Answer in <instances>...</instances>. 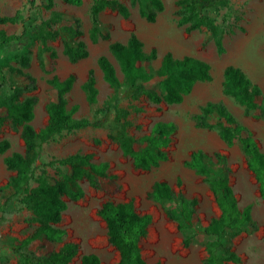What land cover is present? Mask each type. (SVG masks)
Returning a JSON list of instances; mask_svg holds the SVG:
<instances>
[{
	"label": "trees",
	"instance_id": "trees-1",
	"mask_svg": "<svg viewBox=\"0 0 264 264\" xmlns=\"http://www.w3.org/2000/svg\"><path fill=\"white\" fill-rule=\"evenodd\" d=\"M30 8L51 9L53 0H27ZM71 5H81L83 0H62ZM137 3L139 14L148 22H154L157 13L163 10L161 0H132ZM180 18L177 23L185 25L191 32L206 28L214 38L218 51H222L221 25L210 13L212 10L229 8L230 0H178ZM116 11L128 18L129 8L120 0H92L90 8L91 29L89 40H109L110 33L102 25L100 14L103 10ZM61 14L55 10L48 18L37 21L21 9L11 15H0V128L9 122L15 129L20 128L24 142L23 152H13L3 158L6 169L12 173L4 185L0 186V224L10 213L13 203H19L38 225L27 237H6L10 250L18 256V264H69L78 252L75 242L67 241L57 250L40 256L30 249V245L44 239L49 242L62 241L65 231L56 225L61 222L67 208L65 198L77 200L83 197L80 181L86 179L90 186L98 188L100 178H108L107 164L92 162L90 154L74 153L63 158L45 160L42 150L45 144L64 133L86 128H107L108 136L115 141L122 153L129 156L137 168L148 170L168 159L167 147L171 135L176 131L173 122H158L151 132L135 140L128 132L129 110L123 101H133L144 97L151 103L178 104L189 94L198 82L210 81L211 67L208 62L191 56L174 57L165 52L157 67L152 63L157 59L153 47L143 48V42L131 32L125 42L111 41L109 50L118 63L121 78L113 63L106 57L98 58V67L103 80L112 89L100 106H97L98 89L93 70H89L81 88L88 104L93 107V117L76 118L77 106L68 108L67 94L76 80L74 73L61 79L54 71L56 51L48 41L60 39L62 52L71 63L88 56L86 43L81 39L79 21L59 27ZM18 25V33H8L2 26ZM57 25V27H56ZM26 42L22 52L13 51L2 55L1 50L11 45ZM38 43V58L43 65L46 56L50 60L51 76L47 83L56 91V98L46 105L48 120L45 126L35 129L31 121L37 103L35 77L29 72L30 52ZM222 92L231 97L245 111L260 110L264 118V95L257 83L238 66L229 64L223 69ZM157 80L154 86L147 83ZM261 100L258 105L257 101ZM217 122H212V116ZM197 127L216 129L226 145L237 142L247 166L254 174L260 196L264 199V155L255 143L252 132L240 124L222 102H207L199 113L192 116ZM10 147L7 139H0V154ZM184 165L201 176L212 192L220 210L218 217L212 218L206 226L194 222L197 206L196 198H188L182 192H175L165 180L155 181L147 198L160 205L166 216L175 222L182 244L189 247L198 236L203 238L205 257L203 264L239 263V256L233 251L231 241L247 228H255L250 206L239 208L233 189L229 183L230 168L220 152L208 153L197 149L191 152ZM98 215L106 225L108 242L119 253L117 264H147L142 256L140 243L147 235L151 224L148 214L137 212L132 201H105ZM81 264H102L95 253L84 254ZM151 264H162L155 261ZM186 264V263H184Z\"/></svg>",
	"mask_w": 264,
	"mask_h": 264
},
{
	"label": "rangeland",
	"instance_id": "rangeland-1",
	"mask_svg": "<svg viewBox=\"0 0 264 264\" xmlns=\"http://www.w3.org/2000/svg\"><path fill=\"white\" fill-rule=\"evenodd\" d=\"M120 1L129 8V17L123 18L110 9L103 10L100 20L108 29L110 39H98L96 43H91L89 31L92 0H83L78 6L53 0L51 9L30 8L27 0H0V15H11L21 9L24 14L39 21L48 18L50 12L55 10L61 14L59 27L73 24L75 19L79 21L81 39L88 49L86 58L71 63L62 52L60 39L48 41L56 51L52 73H56L61 79L70 73L76 76L73 87L67 94L68 108L77 106L74 113L76 118L93 117L94 108L88 104L81 88L89 70L94 71L96 79L97 106L112 94V89L102 78L98 58L106 56L121 78L118 63L109 50V43L125 42L131 32L143 42L145 51L153 47L156 49L157 59L153 61V67L159 65L161 56L168 51L178 58L184 55L200 58L211 67V80L196 83L178 104H154L144 97L123 101V105L129 110L128 132L135 140L149 134L158 122H173L176 125V131L171 135L167 147L168 159L156 167L148 170L137 168L132 159L122 153L119 145L109 138L107 128H86L64 133L44 145L42 156L45 160L63 158L77 152L90 154L92 162L107 164L109 177L100 178L98 188L90 186L86 179H82L80 186L84 192L83 197L77 200L65 198L67 208L61 222L56 225L65 231L64 239L56 242L39 239L30 245V249L43 256L57 250L64 242L71 241L78 245V252L69 264H81V256L88 253L97 254L102 264H117L119 253L108 242L106 225L98 215V210L107 200L132 201L137 212L151 217L147 235L140 243L141 253L147 264L155 261L162 264H203L206 255L203 238L198 236L191 246L184 247L175 222L166 216L160 205L147 198L152 184L165 180L175 192L197 199L195 223L206 226L212 218L218 217L220 210L207 184L194 170L184 165L191 152L201 149L208 153L220 152L225 156L230 168L229 183L238 206L241 209L250 206L255 224V228H247L232 239V249L239 256L240 262L228 264H264V199L260 196L259 184L248 168L237 142L226 145L216 129L197 127L191 117L199 113L207 102H222L234 118L252 132L255 143L264 155V118L259 116V108L246 112L243 106L222 92L223 69L232 64L241 68L257 83L264 95V0H230L229 8L210 11L221 25L222 51H218L214 38L208 34L206 28L187 32L185 25L177 23L181 16L178 0H161L164 7L157 13L154 22H148L140 16L137 3L132 0ZM2 28L8 33H18L21 30L18 25H4ZM25 43L4 48L1 54L22 52ZM38 45L36 42L33 44L29 55V72L37 82V89L31 93L37 98L31 121L35 129L46 125V105L56 98V91L47 83L52 74L49 72L50 60L45 56L44 64L40 63ZM156 82L157 80H152L147 86H154ZM257 103L260 105L261 100ZM212 122H217L215 115L212 116ZM0 139H7L10 143L9 149L0 154L1 186L12 175L6 169L3 158L13 152H23L24 142L20 137V128H13L8 121L0 128ZM9 210L10 213L0 224V264H18V256L10 250L5 238L23 239L38 225L21 204L13 203Z\"/></svg>",
	"mask_w": 264,
	"mask_h": 264
}]
</instances>
